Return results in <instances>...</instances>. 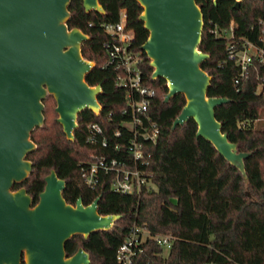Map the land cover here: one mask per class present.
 I'll return each mask as SVG.
<instances>
[{
	"label": "trees",
	"instance_id": "obj_1",
	"mask_svg": "<svg viewBox=\"0 0 264 264\" xmlns=\"http://www.w3.org/2000/svg\"><path fill=\"white\" fill-rule=\"evenodd\" d=\"M98 1L102 13H86L82 0H71L67 26L89 37L82 44L81 54L95 64L86 83L101 86V111L98 115L89 110L80 113L74 139L69 141L56 119H49L50 104H56L47 96L43 100L44 124L31 134L36 145V150L27 156L32 172L14 190L25 188L35 205L44 189V178L54 170L65 181L62 196L67 204L75 205L81 199L88 206L100 197L99 215H119L110 230L92 233L86 239L76 235L66 243L68 257L82 248L91 264H122L116 253L134 227L148 235L134 246L130 264H264V63L255 54L241 73L240 66L229 56L244 42L264 48V2L241 1L235 9L231 0H196L203 16L198 49L208 54L201 68L211 78L206 94L229 100L214 109L215 118L237 151L249 153L244 159V177L211 142L195 136L193 120L171 129L185 99L175 94L164 102L166 81L151 78L153 68L140 49L148 32L139 20V3ZM121 9H125L126 23L134 32L129 47L138 54L141 80L154 89L146 113L141 116L142 126L134 131L123 126L130 114L121 113L126 105V89L117 87L114 81L121 70L112 63L105 64L104 43L110 35L102 24L117 22ZM148 120L159 129L153 143L140 136ZM92 125L101 129L105 146L102 137L90 129ZM116 130L120 137L114 139ZM134 134L142 150L138 160L130 151ZM93 156L114 158L127 167L146 171L153 187L139 194L118 193L110 190V177L105 175L97 177L95 187H87L82 173ZM162 234L174 240L167 250L150 237Z\"/></svg>",
	"mask_w": 264,
	"mask_h": 264
},
{
	"label": "water",
	"instance_id": "obj_2",
	"mask_svg": "<svg viewBox=\"0 0 264 264\" xmlns=\"http://www.w3.org/2000/svg\"><path fill=\"white\" fill-rule=\"evenodd\" d=\"M136 1L142 8L139 20L148 32L140 49L153 68L151 78L166 81L164 102L175 94L185 99L171 129L193 120L195 136L211 142L246 177L244 159L249 153L237 151L215 118L214 109L229 100L206 94L211 78L201 68L208 54L198 49L203 16L196 0ZM231 1L237 9L241 1L251 0ZM70 2L0 0V264H91L82 248L68 257L66 243L76 235L86 239L108 231L119 218L98 214L100 197L88 206L81 199L67 204L62 196L65 181L54 170L44 178L35 205L25 188L14 190L32 172L27 156L36 145L31 134L44 124L47 96L55 101L56 122L69 141L80 113L101 111V86L86 83L95 64L81 54L89 37L67 26ZM82 5L86 13L103 12L98 0H82Z\"/></svg>",
	"mask_w": 264,
	"mask_h": 264
},
{
	"label": "built area",
	"instance_id": "obj_3",
	"mask_svg": "<svg viewBox=\"0 0 264 264\" xmlns=\"http://www.w3.org/2000/svg\"><path fill=\"white\" fill-rule=\"evenodd\" d=\"M118 21L115 23L102 24L105 33L110 35L108 42L104 43L106 49L105 64H113L119 68L121 72L115 78V85L126 89L125 103L126 105L121 109V113L130 114V120L123 123V126L134 131L136 127L142 126L141 116L146 113L149 99L154 95V89L146 85L140 77L138 67V54L130 48L131 41L134 37V32L126 23L127 16L125 9H121L118 13ZM242 48L238 51H231L229 56L237 65L240 66L241 73L246 69V66L251 62L253 55L259 56L264 63V48H257L248 42L242 44ZM91 130L98 133L103 140L105 146V137L101 129L97 125H92ZM159 129L153 122L148 120L147 127L140 132L142 139H147L154 142ZM114 139L120 137V132L116 130L113 134ZM93 141L92 138H90ZM136 134L130 138L132 146L130 147L131 156L134 160L142 157L141 145L136 143ZM117 148V146H115ZM93 161L90 163L88 169L82 173L84 184L87 187L93 188L96 185L97 177L99 175L109 176V188L118 193H136L139 194L142 190L151 189L153 187L149 174L137 167H127L120 161L114 158L105 159L92 157ZM148 235L140 227H134L130 230L129 235L124 239L117 250L116 257L122 264H130L134 254V246ZM150 236V235H149ZM156 244L167 250L170 248L173 237L168 234L150 236Z\"/></svg>",
	"mask_w": 264,
	"mask_h": 264
},
{
	"label": "rangeland",
	"instance_id": "obj_4",
	"mask_svg": "<svg viewBox=\"0 0 264 264\" xmlns=\"http://www.w3.org/2000/svg\"><path fill=\"white\" fill-rule=\"evenodd\" d=\"M55 108H56V105H51L50 104V110L48 111L49 112V114H48V116H49V119L50 120H55V119H57V114L55 113Z\"/></svg>",
	"mask_w": 264,
	"mask_h": 264
}]
</instances>
